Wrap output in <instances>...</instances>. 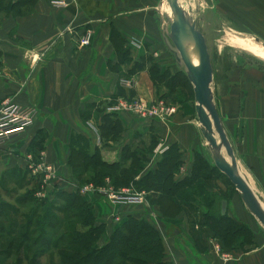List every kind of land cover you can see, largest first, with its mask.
Listing matches in <instances>:
<instances>
[{
	"label": "crops",
	"instance_id": "1",
	"mask_svg": "<svg viewBox=\"0 0 264 264\" xmlns=\"http://www.w3.org/2000/svg\"><path fill=\"white\" fill-rule=\"evenodd\" d=\"M178 4L203 36L206 47L223 32L252 38L264 48V0H178ZM166 6L164 0H67L63 6L35 0L29 12L1 20L0 104L9 101L36 109L33 124L20 137L28 152L25 156H39L43 163L53 164L63 181L70 174L66 158L71 134L92 133L91 146L100 148L107 162L116 160L110 153L118 159L123 144L130 151L142 149L150 154L159 144L175 143L181 166L191 161L194 148H206L193 103L172 100L167 90L153 85L148 76L151 64L160 72L176 70L168 37L171 14ZM111 27L120 34L129 57V62L116 68L109 41ZM85 30L91 32V38L87 45H79L77 40ZM216 57L210 60L212 103L232 149L236 171L264 211V69L244 61H227L225 66L221 57ZM258 61L264 59L258 57ZM141 62L139 69L128 73L133 63ZM121 78L130 79L133 86L120 91L117 84ZM119 95L148 102L162 100L174 105L175 111L164 119L149 120L114 112L123 129L120 141L100 147L98 118L85 120L82 113L89 111L91 116L95 108L108 112ZM39 139L40 150L36 148ZM151 140L155 142L152 147ZM5 168L0 166V177ZM237 196L231 194L226 212L249 227L253 244L224 253L225 257L214 250L211 238L201 237V246L197 228L189 226L185 211L165 218L155 205L112 204L105 199L92 202L95 222L103 224L95 245L104 244L127 216L142 217L157 231L162 260L167 264H264V237ZM189 217L197 218L192 213Z\"/></svg>",
	"mask_w": 264,
	"mask_h": 264
},
{
	"label": "trees",
	"instance_id": "2",
	"mask_svg": "<svg viewBox=\"0 0 264 264\" xmlns=\"http://www.w3.org/2000/svg\"><path fill=\"white\" fill-rule=\"evenodd\" d=\"M34 1L0 0V13L2 17L25 14L31 10ZM109 41L116 56L114 68L129 62L128 49L123 46V39L113 27L110 29ZM142 62L133 63L128 73L139 69ZM257 63L263 64L259 61ZM148 76L153 85L163 86L172 100H190V97L185 95V98H179L175 93L178 90L182 95V89L192 92L191 84L183 70L170 72L164 69L160 72L155 64H151ZM118 89L123 90L119 87ZM90 113H82L83 119L98 118L97 129L101 140H107V143L110 140L120 141L119 135L123 129L114 112L95 108L93 115L89 116ZM81 135H70L66 158L70 174L68 178H63L59 186L53 185L55 190L52 191V196L44 199L33 196L39 182L36 178L35 188L16 198V201L29 204L28 210L20 214L24 229L13 234L6 232L0 224V241L2 235L13 234L5 246L0 248L2 255L12 258L9 264H167L162 260L161 239L157 231L143 218L127 216L114 227L104 244L98 247L95 245L103 231V224L95 222L92 213L93 199L80 195L70 183H76L78 186L86 183L102 185L105 179L115 188L130 182L136 190H146L147 203L150 206L155 205L162 217H173L185 211L189 226L197 228L198 240L202 247L204 241L201 237L214 239L220 252L244 249L253 244L249 227L231 218L226 212L230 194L236 193L235 189L228 179L200 154L201 146L191 151L188 175L175 178L181 162L177 146L172 143L163 148L161 159L152 170L134 179L133 171L139 166L137 151H130L128 146L123 144L119 160L107 162L102 159L100 148L90 146L88 139ZM154 144L151 140L150 147ZM36 146L38 150L42 148L41 139L37 141ZM126 160L129 161L128 168L124 165ZM11 172L12 170L8 171ZM8 177H11L10 174L1 176L0 181L3 183ZM29 177L33 178L30 175ZM219 179L230 187L229 194L218 191L216 184ZM65 181L67 182L63 183ZM221 200L226 202L224 214H220ZM9 206L1 202L0 213H3V208ZM190 213L197 218H188ZM32 220L34 227L29 229L28 233L27 228L32 226ZM13 226H18L19 229L22 227L21 223ZM2 262L3 260H0V264Z\"/></svg>",
	"mask_w": 264,
	"mask_h": 264
},
{
	"label": "rangeland",
	"instance_id": "3",
	"mask_svg": "<svg viewBox=\"0 0 264 264\" xmlns=\"http://www.w3.org/2000/svg\"><path fill=\"white\" fill-rule=\"evenodd\" d=\"M163 6H164V3H163ZM166 7L168 8V6H166ZM169 13L171 14L172 12H169ZM2 19H4V17H2V14L0 13V22ZM230 37L233 38V36L224 35L223 32H221L220 35L218 37H216L215 40H213V42H209L207 50L209 53L210 60H213V59L217 58L216 56H219V58L221 57V59L223 60L224 65L227 63V61L228 62L229 61H235V62L244 61L245 63L247 62L249 64H253V65L255 64L261 68L264 67V61H261L263 64L257 63L258 57L254 56L248 50H244V49H241L238 47H233V46L229 45L228 41H229ZM240 38L244 39L246 42H250V41L254 42V40L252 38H249V37H240ZM261 47H263V46H261ZM175 58H176V52L174 51V49H172V59H174V61H175L173 63L174 69L184 71V67L181 64V62L178 61L177 59L175 60ZM261 65H263V66H261ZM175 93H176V95L179 96V98H180V96H182L184 98H185V96L190 97L191 103L194 104L193 95L191 96L192 92H190L189 89H187V90L182 89V95H181V92L178 90ZM194 117H195V113H194ZM81 136H83L84 138H87L89 145L91 146V138L93 137V134L90 133V136H89V134L88 133L86 134V132H85ZM199 136H200V134H199ZM215 136H216V134H215ZM201 139H202L201 140L202 143L206 144L205 140L202 137H201ZM106 141L107 140H101L100 147L106 146V145L111 146V144L113 145L116 142L119 143L118 141L111 142V140H110L109 141L110 143L106 144L105 143ZM24 144H25L24 138H18V139L11 140V141H8V142L0 145V166H2V167L7 166L8 167V168H5V171L3 170L4 172L1 176L7 175V174H10V176H11L10 178L9 177L6 178V180L3 183L0 181V205H1V202L10 205L8 208H3V213L2 212L0 213V224L5 229L6 232H12L13 234L24 229V227H23L24 221L22 219H20V214L26 212L28 210V205H29L28 203H22L20 201H16V198L23 196L24 194L26 195L27 194L26 191H29V189L32 190L33 188H35L34 186H36V185H34V184H35V180L37 181L36 178L39 179V182H38L36 188L34 189V191L37 190L39 185L42 183V178H43L42 173H39V172L31 173L30 170L26 167V160H27L26 157L27 156H25V155H27L28 152H26V150L24 149V146H25ZM218 144H219V151L221 152V155L223 157L227 158L225 155V152L223 150V147L219 141H218ZM205 146H206V148L205 149L204 148L199 149V152L201 155H203L205 158H207L212 163V158H211L212 150H210L207 147V145H205ZM160 148L161 149L164 148V145H161ZM141 150L142 149H138V151L136 152V155L138 157L139 166L136 169V171L135 170L133 171L134 172V179L139 178L141 175L145 174L148 170H152L155 167V164L161 159V156H160L161 152H159L157 154H153L152 152H150V154H148V153L145 154V153L141 152ZM32 156L33 157L29 156V158H31V160L33 162L41 161L39 156L37 158L35 155H32ZM108 156L116 159V160H112V161H118L119 160V157L117 159L114 154L110 153ZM107 159H109V157H107ZM24 160H25V162H24ZM46 164H49V163L46 162ZM190 166H191V161L184 166L180 165L177 172H176V175L179 177L188 175L187 172H190ZM125 168H128V164L125 166ZM23 169H25L26 172ZM10 170H12V172L8 173V171H10ZM29 175L33 178L29 179L30 178ZM138 175H140V176L138 177ZM3 178H5V177H2V179ZM50 180H51L52 185H55V186L60 185L61 180L58 177L52 178ZM221 181H222V179L221 180L219 179V181L216 184V185H218V191L220 193L225 191L224 193L229 194V192L231 190L230 187L227 186V184H223ZM66 182L67 181H65L63 183H66ZM125 187H128L131 191L143 193L144 194V197H143L144 202L143 203H145L146 205H149L145 199V196L147 194L146 190H144V189H137L136 190V188L130 182L128 184H126L125 186H122V187L120 186V187L115 188V186L114 187L112 186V188L114 190H119V189L125 188ZM53 190H55V189L53 188ZM52 191L48 192L47 196H52V194H51ZM236 194L238 195L237 192H236ZM33 196H34V192H33ZM47 196H45V197H47ZM237 197H239V195ZM44 198H41V199H44ZM93 202H94V200H93ZM143 203H141V204H143ZM229 204L230 203L228 201V203H227L228 208L230 207ZM132 205H140V204H132ZM13 211L15 213H13ZM111 215L113 216V214H111ZM140 218H142V217H140ZM252 219L254 222H256V224L258 225V229L261 230V234L264 237L263 227H261V225L255 220V218L253 216H252ZM33 220H32V226H28V228H27L28 233H29V229L34 227ZM20 223L22 225V227L20 229L18 228V226L16 228L13 226L14 224L17 225ZM13 234L2 235V240L0 241V248L5 246V244L7 243V240L10 239ZM212 240L214 241V243H213V248H214V245H215V243L217 244V242L214 239H212ZM217 246H218V244H217ZM215 251L218 252L220 256H225L224 253H227V252H220L219 246H218V249H216ZM10 259H12V258H10L8 255H2L0 252V260H3L2 264L3 263L9 264L11 262Z\"/></svg>",
	"mask_w": 264,
	"mask_h": 264
},
{
	"label": "water",
	"instance_id": "4",
	"mask_svg": "<svg viewBox=\"0 0 264 264\" xmlns=\"http://www.w3.org/2000/svg\"><path fill=\"white\" fill-rule=\"evenodd\" d=\"M164 1L172 10V17H170L168 26V37L176 52V59L183 65L185 75L192 86L193 110L199 124L200 134L207 147L212 150V164L228 179L245 208L264 229V211L236 171L232 149L225 137L217 111L212 103L209 88L212 66L204 38L185 16L178 0ZM185 40L193 43L197 53L196 64L191 63L186 56L183 46ZM218 141L222 145L227 158L219 154ZM225 204V200H221L220 214H224Z\"/></svg>",
	"mask_w": 264,
	"mask_h": 264
},
{
	"label": "built area",
	"instance_id": "5",
	"mask_svg": "<svg viewBox=\"0 0 264 264\" xmlns=\"http://www.w3.org/2000/svg\"><path fill=\"white\" fill-rule=\"evenodd\" d=\"M67 0H51V4L56 6H63ZM91 38V32L85 30L81 37L77 40L79 45H87ZM136 45L135 42H132ZM118 87L123 90H128L133 86L130 79L121 78L118 80ZM108 112L125 111L140 118L149 120L154 117L164 119L175 111V107L162 100H154L148 102L140 98H128L127 96H118L115 105L109 106L106 109ZM36 114V109L32 105H17L9 101L0 104V145L20 138L25 131L32 125ZM89 127L93 126L88 123ZM91 128V129H92ZM161 145H157L152 153H159L163 150ZM26 167L31 173H42V183L38 189L34 191V196L38 199L44 198L48 192L53 190L51 184L52 178H61L57 169L53 164H46L42 161L33 162L29 156L26 157ZM78 193L82 196H87L89 199H105L112 204H141L144 202V194L141 192L131 191L128 187L114 190L110 186L107 179L104 180L102 185H93L86 183L78 186L76 183H70ZM50 187V188H49ZM214 249H218L215 243ZM226 256V255H225ZM223 256V257H225Z\"/></svg>",
	"mask_w": 264,
	"mask_h": 264
},
{
	"label": "bare ground",
	"instance_id": "6",
	"mask_svg": "<svg viewBox=\"0 0 264 264\" xmlns=\"http://www.w3.org/2000/svg\"><path fill=\"white\" fill-rule=\"evenodd\" d=\"M165 4H166V2H165ZM168 10H169V12H172V10L170 9L169 6H168ZM170 17H172V13H171ZM228 43H229V45H231L233 47H238V48H241L244 50H248L254 56H257L261 59H264V48L261 47L259 44H256V43L251 42V41L246 42L244 39L239 38V37H233V38L230 37ZM183 46H184V50H185L187 58L191 61V63L196 64L197 63V53H196V50L193 46L192 41L185 40L183 42ZM219 154L221 155L220 151H219Z\"/></svg>",
	"mask_w": 264,
	"mask_h": 264
}]
</instances>
